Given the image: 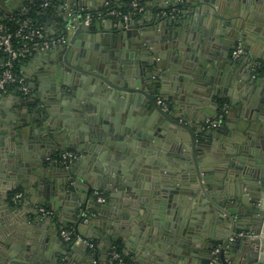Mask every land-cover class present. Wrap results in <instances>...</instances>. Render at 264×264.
I'll return each instance as SVG.
<instances>
[{
    "label": "water",
    "instance_id": "obj_1",
    "mask_svg": "<svg viewBox=\"0 0 264 264\" xmlns=\"http://www.w3.org/2000/svg\"><path fill=\"white\" fill-rule=\"evenodd\" d=\"M89 1L59 4V31L69 34V25L76 27L66 44L30 54L36 67L27 78L31 93L22 87L0 91V126L7 140L2 145L6 154L0 156L5 185L0 217L5 221L29 203L27 224L35 216L31 227L53 229L60 244L54 246L58 259L43 256L38 261L20 253L22 241L15 236L4 243L0 261L93 264L97 256L62 241L60 229L73 227L84 239L103 240L108 250L114 241L124 238L128 243L137 235L135 250L129 248L136 264H184L209 233L212 246L202 264H264V156L254 148L258 143L242 141L234 125L208 127L212 116L200 119L192 113L194 106L212 103L216 115L226 106L228 119L233 97L243 85L264 88V82L256 83L253 77L257 59L238 73L246 57L232 59L231 49L223 53L222 32L214 34L199 25L196 14L217 10L218 0H156L151 17L143 13L140 19H119L110 27L97 12L100 17L86 27V15L93 14ZM25 7L26 0H0V14L13 15ZM171 7L178 8L179 15H158ZM221 19L217 22L226 26L227 20ZM259 71L264 79V67ZM223 82L228 88L219 86ZM159 97L170 104L169 110L157 102ZM250 113L254 111L250 109L247 118ZM258 138L264 147V124ZM64 150L79 157L68 163L52 160ZM210 152L230 154L235 169L246 172L249 166L253 181L257 179L256 185L248 182L257 192L251 202L238 190L244 182L236 179L228 178L232 186L219 194L216 186L205 185L202 167ZM18 190L24 197L16 204L12 195ZM98 192L106 195V203L98 201ZM168 192L180 198L196 192L202 196L184 208V221L176 205L168 215L161 211L172 198ZM42 205L52 214L43 215ZM236 231L251 235L231 241Z\"/></svg>",
    "mask_w": 264,
    "mask_h": 264
},
{
    "label": "crops",
    "instance_id": "obj_2",
    "mask_svg": "<svg viewBox=\"0 0 264 264\" xmlns=\"http://www.w3.org/2000/svg\"><path fill=\"white\" fill-rule=\"evenodd\" d=\"M33 0H26V9H28V4ZM63 0H56L53 6L50 8V10H46L44 13L50 12V16H44V24L48 23L50 25V30L47 31L48 38H57L63 34H65V31H59L57 25L58 18L56 17L57 14L55 13L57 11V8L59 4ZM86 2V0H84ZM145 2V16H152L156 12V9L154 8L157 5L156 0H144ZM218 9L216 10L215 7L210 8L209 14H196L199 16V25H207L203 26L202 28H207L209 32H212L214 34H219L222 32V40L224 41L225 50L222 52L225 53L228 49L230 51V54L232 55V59L239 58L233 56V51L235 49L234 44L237 41V44L239 42H242L248 51V55H244L246 57L241 63H240V70H238V73H243L244 69L248 67V62L254 61L257 59V63L255 64V74H256V83H262L264 82V79H262L261 72L259 71V68L264 67V0H218ZM86 4V3H85ZM90 7L93 10L94 14V20H97L100 16L97 15V12H102L101 17L104 19V23L106 25H113V22H117L119 18L114 16H108L105 14V8L103 6V0H90L89 3ZM25 9V10H26ZM174 9V7H171L170 11ZM176 15H179V9ZM201 11V10H200ZM20 9L15 11V14L20 13ZM158 15H165L164 11L158 12ZM165 16H171L170 14ZM107 18V19H106ZM217 18H222L221 21H225L227 23L226 26H222V23H218ZM224 18V19H223ZM106 19V20H105ZM94 23V21H93ZM200 28V27H199ZM73 31L68 35V40L71 37V34ZM224 33V34H223ZM245 41H244V40ZM243 57V56H241ZM249 57L248 61L247 58ZM3 58V56L0 53V60ZM227 59V56H225ZM224 58V59H225ZM225 59V60H226ZM0 61V65H1ZM28 64V65H27ZM35 62L33 61L32 57L30 56L28 60H24L20 65V74L24 78V80H27L28 77L31 76V71L35 69ZM247 76V75H246ZM255 78V77H254ZM246 80V81H245ZM244 83L247 82V77H245ZM28 85V80L25 81ZM221 88L227 87V83H221L219 84ZM257 87V88H256ZM256 84H245L243 85V88L241 89L240 93L237 94V96L233 97V105H232V115L224 120V124H227V126L234 125L236 127V136L239 137L242 141L246 140L245 142H252V143H258L257 146L254 148L259 152L262 153L264 156V147L258 138V129L260 126L264 124V88H258ZM228 88V87H227ZM15 87H11L8 91V93H11V91H15ZM200 100H203L202 98ZM99 106H101L99 104ZM195 108H192V113H194V116L197 118H203V116H212L215 118L216 115V108L212 103H206L202 104L201 107L194 106ZM197 108V109H196ZM253 110L254 114L250 113L249 118L246 117L248 115L249 110ZM204 116V117H205ZM252 117V118H251ZM235 120V123L232 121ZM5 127L0 126V156L1 158L3 155L6 154L5 149H3V141L5 139V143L7 142L6 137L3 139L2 130ZM3 136V137H2ZM221 142V141H220ZM251 149V148H250ZM235 151V150H234ZM253 151V147H252ZM254 152V151H253ZM233 153V152H231ZM228 155V154H227ZM224 155H218L216 152H210L206 154L207 162L202 167L203 169V178L204 183L206 186L210 185L213 187L216 186L217 190L216 194H219L217 192H220L224 187L227 185H231L229 183V180L236 179L237 183L238 181L244 182V187H241V194L244 196V199L248 201H252L253 198L256 197L257 192L255 189H253L252 186L248 187V182H251V184L256 185L257 179L253 181L254 176L252 175V171L248 170L246 172L243 169H235L233 166H230L231 161L229 154L227 156ZM245 168V167H244ZM239 173L240 175L244 174V176H250L249 180L247 178H236L234 176L235 174ZM0 176L2 177V173H0ZM229 180L227 181V179ZM225 183V184H224ZM250 185V183H249ZM227 186V187H228ZM170 188H176L170 187ZM229 188V187H228ZM255 188V187H254ZM5 185L1 182L0 178V190H2V198L3 203L0 206V208H4V192H5ZM214 188H212L213 190ZM213 192V191H212ZM172 196L170 199V202L168 200L163 203L165 206L164 210H161L163 214H167L168 210H171L175 205L178 206L177 208H180V216L179 218L183 217V220L186 221V212L185 207L186 206H194L196 204V200L202 196V192H196V194H186L181 196H176L175 194L168 192L167 195ZM46 199V198H44ZM52 200V197H51ZM15 203V202H14ZM106 203V202H105ZM17 204V203H16ZM31 204V203H30ZM43 206V205H42ZM57 208L58 205L56 204ZM44 207V206H43ZM22 210L19 213H10V216H8V219L3 221V217H0V259L4 256V243L6 241L11 240L12 237H17L22 241L20 248L22 249L20 253L23 252V254H26L28 256H34L38 261H41L43 256H45V259H58L56 254V247L55 243V233L53 232V229L46 230L45 226L44 229L38 226L31 227L32 223L35 222V216H30L29 224L26 222V215L30 214V205L29 203L24 204L21 208ZM58 210V209H57ZM190 219L187 218V222L190 223ZM65 218H62L61 222H65ZM176 224H180L179 222H176ZM38 229V231H35V229ZM40 229V230H39ZM72 230L73 227L71 228ZM211 233L207 235V238H203L202 243L199 244L198 248H194L191 252L190 256H187L186 261L184 264H202L203 259L207 258L209 256V249L211 248L212 244L209 240L212 239ZM137 236V235H136ZM132 238L128 243L124 238H120L118 241L122 242L123 244V253L130 257L132 260V264H136V259L132 258L131 252L129 251V248H132V250H135L134 244L135 241L138 239V236ZM61 237V236H60ZM78 237H81L78 235ZM54 238V240H53ZM82 238V237H81ZM62 239V237H61ZM95 242L96 248L94 250L87 248L84 244H79L81 249H84L86 253L94 258V256H97L98 259H94L99 264H107V257L109 254V250L107 249V244L104 243L103 240L88 238ZM29 240V242L27 241ZM62 241H64L62 239ZM209 241V242H208ZM65 242V241H64ZM117 241H114L113 245ZM67 243V242H66ZM59 246L60 244L57 243ZM53 245V246H52ZM60 253H61V247ZM14 254L18 252L16 249L12 251ZM36 252H38L36 254ZM213 253V252H212ZM63 257H67L66 254L63 255ZM62 258V257H61ZM93 260V264L94 263ZM96 263V264H97ZM0 264L2 262L0 261Z\"/></svg>",
    "mask_w": 264,
    "mask_h": 264
},
{
    "label": "built area",
    "instance_id": "obj_3",
    "mask_svg": "<svg viewBox=\"0 0 264 264\" xmlns=\"http://www.w3.org/2000/svg\"><path fill=\"white\" fill-rule=\"evenodd\" d=\"M56 0H44L42 6L44 8L50 7L55 3ZM54 2V3H53ZM114 0H106L105 14L108 16L118 17L124 21L132 19V12L121 13L115 8H111V4ZM133 10L143 12L145 9L144 0H131L130 2ZM26 7L20 10L22 13L27 11ZM50 9V8H48ZM47 9V10H48ZM178 10L176 8L170 11H164L165 15L170 14L175 16ZM15 14V13H14ZM13 15H4V18L0 20V52L3 56L4 62L2 64L0 72V91L7 92L10 86H16L15 88L22 87L25 94L31 93L30 87L26 84L22 75L16 70L17 64L28 55L39 52L42 50H51L57 46L64 45L68 42V35L76 27L75 24L69 25V34L65 33L57 38H48L45 24L36 22L31 17H14ZM93 17L91 14H87L84 20V26L88 27L92 24ZM248 55L244 44L239 42L233 51L234 57H240ZM256 78V74L253 75ZM157 102L164 108L169 110L170 106L168 102L159 97ZM227 112V107H222V112L219 113L215 118L208 119L206 121L207 126L212 128L220 127L223 123V113ZM79 157V154L73 150H64L61 154L62 163H68ZM53 160V159H52ZM53 161H57L56 159ZM24 197L22 191L15 192L12 196V200L15 203L20 202ZM97 198L99 202L105 203L107 197L105 194L98 192ZM40 211L43 215L49 216L52 211L46 207L41 206ZM62 239L72 245L84 244L87 248L94 250L96 248L95 242L90 239H84L81 237H74V230L71 228L63 227L59 231ZM76 234V233H75ZM248 234L244 231H237L231 238V241H235L237 238L246 237ZM220 247H217L213 251V255L217 256ZM96 264L97 261L94 260ZM108 264H130L123 256V254L115 249L112 245L107 257Z\"/></svg>",
    "mask_w": 264,
    "mask_h": 264
},
{
    "label": "trees",
    "instance_id": "obj_4",
    "mask_svg": "<svg viewBox=\"0 0 264 264\" xmlns=\"http://www.w3.org/2000/svg\"><path fill=\"white\" fill-rule=\"evenodd\" d=\"M44 2V0H33L31 2H29L28 4V10L29 12L27 14H24V12H20L18 14H14V17H31L33 18L36 22L40 23V24H44V16L43 13L48 9L51 8L53 6V4L48 7V8H44L42 6V3ZM131 0H114V2L111 4V8H115L117 11L121 12V13H127V12H132V19H140L142 14L145 12V10L143 12H139L138 10H133V8L130 5ZM54 3V2H53ZM26 12V11H25ZM93 17V21H94V14H92ZM118 18V17H117ZM120 19V18H119ZM92 21V23H93ZM30 57V55H28L26 58L22 59L21 61L18 62L16 70L20 73V65L24 60H28ZM11 87H16V86H10L9 89ZM219 111L221 112V108L219 109ZM63 151H61L59 154L55 155L53 158L57 160L58 163H62V159H61V154ZM21 191V190H18ZM17 191V192H18ZM15 193V192H14ZM13 196V195H12ZM77 236V234H75L74 232V237ZM115 249L119 252H121L124 256V258L130 263L132 264V260L130 259V257L126 256L123 253V244L122 242L117 241L115 244ZM108 264V263H107Z\"/></svg>",
    "mask_w": 264,
    "mask_h": 264
},
{
    "label": "flooded vegetation",
    "instance_id": "obj_5",
    "mask_svg": "<svg viewBox=\"0 0 264 264\" xmlns=\"http://www.w3.org/2000/svg\"><path fill=\"white\" fill-rule=\"evenodd\" d=\"M4 15H5L4 13H3V14H0V20H2V19L4 18ZM0 53H1V52H0ZM1 55H2V54H1ZM0 72H1V68H0ZM168 104H169V103H168ZM169 106H170V104H169ZM221 110H222V107H221ZM221 112H222V111H221ZM221 112L219 111V113H221ZM219 113H218V114H219ZM226 113H227V112H224V113H223V123H222L221 126L224 125V120H225V117H226ZM212 118H213V117H212ZM221 126H220V127H221ZM208 127H209V126H208ZM217 128H218V127H217ZM52 159L55 160L54 158H52ZM56 162H57V161H56ZM236 232H237V231H236ZM244 232H246V231H244ZM246 233L250 234L249 232H246Z\"/></svg>",
    "mask_w": 264,
    "mask_h": 264
}]
</instances>
